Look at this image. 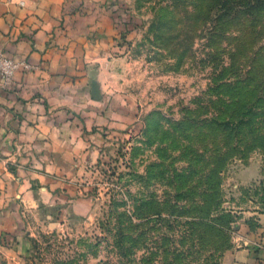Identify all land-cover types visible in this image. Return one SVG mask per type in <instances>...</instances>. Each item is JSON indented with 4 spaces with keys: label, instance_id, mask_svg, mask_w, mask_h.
I'll return each instance as SVG.
<instances>
[{
    "label": "rangeland",
    "instance_id": "1",
    "mask_svg": "<svg viewBox=\"0 0 264 264\" xmlns=\"http://www.w3.org/2000/svg\"><path fill=\"white\" fill-rule=\"evenodd\" d=\"M172 1L79 0L78 20L107 27L91 104L66 108L77 142L30 173L10 167L28 191L77 196L14 195L23 220L0 237V264H225L264 230V32L218 44Z\"/></svg>",
    "mask_w": 264,
    "mask_h": 264
},
{
    "label": "crops",
    "instance_id": "2",
    "mask_svg": "<svg viewBox=\"0 0 264 264\" xmlns=\"http://www.w3.org/2000/svg\"><path fill=\"white\" fill-rule=\"evenodd\" d=\"M78 2L0 0V50L33 66L19 69L7 87L0 81V237L23 220L18 203L11 201L14 195L25 201L42 194L56 201L77 196L73 184L61 190L55 184L28 191L23 184L27 180L14 179L10 167L30 173L34 170L27 166L29 161L40 165L44 155L70 152L67 140L77 142L76 122H66V108L87 111L91 104L86 87L96 76L95 61L102 55L107 27L101 13L100 19L97 14H84L83 21L78 20ZM52 150L61 153L51 154ZM45 179L40 176L42 182ZM91 206L88 199L74 200L78 214L89 213ZM255 236L253 240L238 237V246L225 254L224 263L264 264V230ZM4 249L7 255L9 250L0 245V253Z\"/></svg>",
    "mask_w": 264,
    "mask_h": 264
},
{
    "label": "trees",
    "instance_id": "3",
    "mask_svg": "<svg viewBox=\"0 0 264 264\" xmlns=\"http://www.w3.org/2000/svg\"><path fill=\"white\" fill-rule=\"evenodd\" d=\"M171 3L174 16L181 10L188 20L195 21L193 18L197 16L203 28H209L210 35L217 37L218 44L233 37L255 40L264 32V0H173Z\"/></svg>",
    "mask_w": 264,
    "mask_h": 264
},
{
    "label": "built area",
    "instance_id": "4",
    "mask_svg": "<svg viewBox=\"0 0 264 264\" xmlns=\"http://www.w3.org/2000/svg\"><path fill=\"white\" fill-rule=\"evenodd\" d=\"M21 68L31 70L33 66L26 60L18 61L0 50V81L4 87L12 84L15 73Z\"/></svg>",
    "mask_w": 264,
    "mask_h": 264
}]
</instances>
